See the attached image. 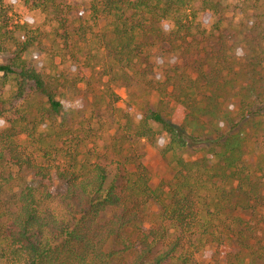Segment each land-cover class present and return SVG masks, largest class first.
Instances as JSON below:
<instances>
[{
	"label": "trees",
	"instance_id": "1",
	"mask_svg": "<svg viewBox=\"0 0 264 264\" xmlns=\"http://www.w3.org/2000/svg\"><path fill=\"white\" fill-rule=\"evenodd\" d=\"M63 1L0 0V264H264V0H93L111 24L94 55L107 80L80 116L107 126L100 149L64 108L84 79L47 71L42 32L15 13L85 36ZM83 40L72 58L94 68ZM114 86L128 102L110 116ZM144 144L171 172L158 184Z\"/></svg>",
	"mask_w": 264,
	"mask_h": 264
},
{
	"label": "rangeland",
	"instance_id": "2",
	"mask_svg": "<svg viewBox=\"0 0 264 264\" xmlns=\"http://www.w3.org/2000/svg\"><path fill=\"white\" fill-rule=\"evenodd\" d=\"M93 0H64L65 5H69L75 11L77 17L78 13L82 11L84 13L83 20L86 21L85 29L86 33L72 31L70 28L66 29H59L58 34L56 33V23L49 22L46 20L45 17L39 11H30L23 13V7L20 5L15 6V13L19 16L21 14L25 15L24 20L29 23V27L31 28H39L43 34V41L45 44V49L47 51V55L44 57L45 65L47 71L51 73L57 74H64L71 78H78L84 79L82 82L78 84V86L73 91H65L63 102L64 108L66 112H77L78 118L82 122V131L79 132V136L82 138H86V145L89 147L94 146V142L97 143L96 147L100 149L101 146L104 145V130L107 128L105 126L104 129L101 130L100 125L95 124L94 122V130L90 133L89 128L92 127L88 125L91 123L92 116L87 112L84 111L85 116H80L81 111L85 109V106L88 100H91V91L94 90L96 93H100L103 88L104 82L107 80L102 75V69L100 66H95L97 60L94 58V55L97 54V49L102 46L105 41L103 37V33L107 32L111 36V24L107 19H97V15L92 14L90 12L91 4ZM81 19V18H80ZM236 22L238 23L242 19L245 20L244 17L241 15L235 16ZM82 21V20H81ZM80 24V22H79ZM77 23V25L79 26ZM76 27V26H75ZM68 32L70 39L67 40V44L65 42V36ZM81 33V36L79 35ZM63 35V37L61 36ZM68 36V37H69ZM80 38V42L77 40ZM87 40L90 44L91 52L90 57L91 61L90 64L94 68H90L89 66H83L82 62H84V55L82 53H78V57L80 60H76L72 58L71 51L79 50V47H85L83 39ZM165 64L172 65L176 61V57L171 56V58H164L163 59ZM161 64V63H160ZM100 79V80H99ZM86 81H90V87L86 85ZM91 88V90H90ZM115 93L120 97L117 101H110L108 99V104L106 105L103 101L101 106L108 111V114L111 116L112 113L116 110L120 113V109L126 110L127 102H128V90L126 87L123 86H114L113 87ZM13 92L12 84L8 87V94ZM21 102H15V104H20ZM170 111L173 113V119L176 122H181L184 112L182 106L170 102ZM89 130V133H87ZM90 134H92L90 136ZM20 142L26 143V135L25 133L22 134L20 137ZM258 151L257 144L249 145V157L251 160L254 159L255 154H253L254 150ZM142 151L144 154V162L148 165L151 170L152 181L154 184H158L162 179L168 178L171 175V172L167 166L165 160L161 158L159 153L157 152L156 148L153 147L151 144H144L142 147ZM55 154L53 155V157ZM27 179H32V176H25ZM45 183L49 186L50 190L54 193H61L65 190L66 186L57 181H45ZM158 209L155 205H151L146 212L145 220L150 221L153 219L155 214L157 213Z\"/></svg>",
	"mask_w": 264,
	"mask_h": 264
}]
</instances>
